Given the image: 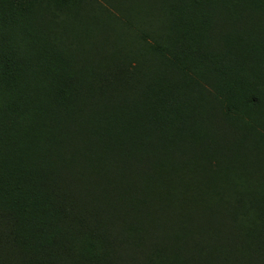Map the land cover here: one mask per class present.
Wrapping results in <instances>:
<instances>
[{"label":"trees","instance_id":"16d2710c","mask_svg":"<svg viewBox=\"0 0 264 264\" xmlns=\"http://www.w3.org/2000/svg\"><path fill=\"white\" fill-rule=\"evenodd\" d=\"M104 1L0 0V264H264V0Z\"/></svg>","mask_w":264,"mask_h":264},{"label":"rangeland","instance_id":"374dc122","mask_svg":"<svg viewBox=\"0 0 264 264\" xmlns=\"http://www.w3.org/2000/svg\"><path fill=\"white\" fill-rule=\"evenodd\" d=\"M113 1L116 2L117 4L119 3L118 0H113ZM99 2L108 5V3H106L104 0H99ZM137 24H140V22H139V23H135V25H137ZM147 26H148V25H146V26H141V25H140V27H142V28H148ZM149 40H150V38H149Z\"/></svg>","mask_w":264,"mask_h":264}]
</instances>
